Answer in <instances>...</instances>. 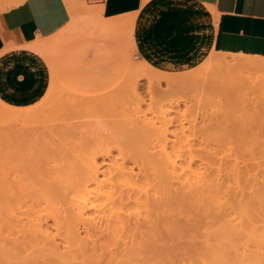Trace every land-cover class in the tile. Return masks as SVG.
Returning a JSON list of instances; mask_svg holds the SVG:
<instances>
[{"label":"bare ground","instance_id":"1","mask_svg":"<svg viewBox=\"0 0 264 264\" xmlns=\"http://www.w3.org/2000/svg\"><path fill=\"white\" fill-rule=\"evenodd\" d=\"M22 2L0 0V13ZM115 21L127 51L136 19ZM50 43L17 52L46 55ZM140 80L151 95L161 82L196 95L206 127L264 128V58L214 49L185 71L131 62L99 95L58 84L22 110L0 93V264H264V135L245 146L168 144L173 107L146 117Z\"/></svg>","mask_w":264,"mask_h":264},{"label":"crops","instance_id":"2","mask_svg":"<svg viewBox=\"0 0 264 264\" xmlns=\"http://www.w3.org/2000/svg\"><path fill=\"white\" fill-rule=\"evenodd\" d=\"M35 1L24 0L0 13V88L25 105L41 98L48 84V73L38 57L17 52V47L34 40L51 41L52 66L56 62L60 66L72 65L68 59L55 57L60 47L54 40L73 23L94 22L109 30L111 20L134 16L137 39L132 43L135 45L126 51L120 33L116 44L125 57L130 58L133 53L137 59L167 70L196 66L212 49L264 58V0H88L104 8L105 14L101 20L95 17L79 21H70L63 0H40L43 4ZM38 16L41 18L36 19Z\"/></svg>","mask_w":264,"mask_h":264},{"label":"rangeland","instance_id":"3","mask_svg":"<svg viewBox=\"0 0 264 264\" xmlns=\"http://www.w3.org/2000/svg\"><path fill=\"white\" fill-rule=\"evenodd\" d=\"M72 4V9H70L71 6L69 8L65 4L70 21L89 20L95 17L101 20L103 14H105L104 8L94 6L88 0H72ZM88 8H92L96 14H86L85 9ZM115 19L111 20L109 30L105 29L106 26H98L94 22L79 24L71 22L73 23L72 26L65 33L55 37L54 43L60 47L55 52V57L59 60L68 59L72 65L64 66L62 64L60 66L59 62H56V65L52 66L53 63L50 62V47L53 44L51 43L46 55H32L40 59L48 73V84L41 98L37 101L25 105L21 100L8 96L1 88L0 93L4 95V98L9 103L12 102L14 105L21 107L22 110H26L44 102L49 91L58 84L70 92L83 96L99 95L111 90L123 79L130 63L139 60L134 57L133 53L130 58L125 57L119 45L116 44L120 27L115 24ZM113 31L114 33H111ZM154 67L161 71L178 72L181 70L185 71L194 66L178 70H167L158 66ZM144 82V80L139 81L142 84ZM140 87L143 88L140 108L146 117H153L155 110L160 106L166 108L173 107L174 113L170 116L172 117V122L168 124L166 131L168 144L176 143L198 146L204 142V144L209 146H245L253 144L259 135H264V128H259L256 124L246 125L244 128H240L241 130L237 127L238 130H233L231 126L227 127L223 123L221 126H213L214 124L209 126L208 124L206 127L200 121L205 109L194 102L193 98L196 95L192 96L193 93L169 92L166 90L163 82H161V86L159 87L162 94L151 95L144 84ZM257 94L254 96H257ZM223 102L227 104L224 112L228 114L232 98L229 96L225 97ZM239 133L243 134L242 138H239Z\"/></svg>","mask_w":264,"mask_h":264}]
</instances>
